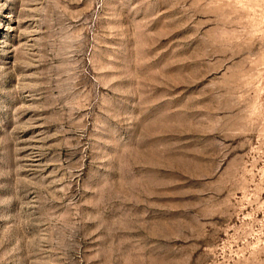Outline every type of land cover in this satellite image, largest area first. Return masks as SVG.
I'll return each mask as SVG.
<instances>
[{
	"label": "rangeland",
	"instance_id": "obj_1",
	"mask_svg": "<svg viewBox=\"0 0 264 264\" xmlns=\"http://www.w3.org/2000/svg\"><path fill=\"white\" fill-rule=\"evenodd\" d=\"M0 264H264V0H0Z\"/></svg>",
	"mask_w": 264,
	"mask_h": 264
}]
</instances>
